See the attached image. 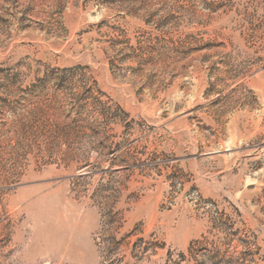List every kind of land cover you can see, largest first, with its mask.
<instances>
[{"label":"rangeland","instance_id":"374dc122","mask_svg":"<svg viewBox=\"0 0 264 264\" xmlns=\"http://www.w3.org/2000/svg\"><path fill=\"white\" fill-rule=\"evenodd\" d=\"M0 264H264V0H0Z\"/></svg>","mask_w":264,"mask_h":264}]
</instances>
